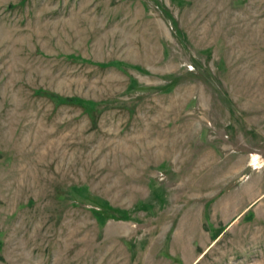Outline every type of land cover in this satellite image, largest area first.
I'll list each match as a JSON object with an SVG mask.
<instances>
[{
	"label": "rangeland",
	"instance_id": "374dc122",
	"mask_svg": "<svg viewBox=\"0 0 264 264\" xmlns=\"http://www.w3.org/2000/svg\"><path fill=\"white\" fill-rule=\"evenodd\" d=\"M0 264H264V0H0Z\"/></svg>",
	"mask_w": 264,
	"mask_h": 264
}]
</instances>
